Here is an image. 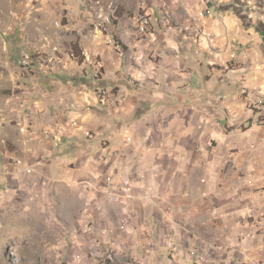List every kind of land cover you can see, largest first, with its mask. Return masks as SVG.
<instances>
[{"label": "crops", "instance_id": "obj_1", "mask_svg": "<svg viewBox=\"0 0 264 264\" xmlns=\"http://www.w3.org/2000/svg\"><path fill=\"white\" fill-rule=\"evenodd\" d=\"M151 15L139 45L153 57L119 53L117 81L81 116L88 128L61 126L38 162L64 173L39 207L61 223L59 261L264 264V117L211 56L195 77L180 55L191 37L174 35L158 7Z\"/></svg>", "mask_w": 264, "mask_h": 264}, {"label": "rangeland", "instance_id": "obj_2", "mask_svg": "<svg viewBox=\"0 0 264 264\" xmlns=\"http://www.w3.org/2000/svg\"><path fill=\"white\" fill-rule=\"evenodd\" d=\"M211 1L164 0L162 15L174 35L191 37L190 50L181 45L180 55L194 76L206 74L199 63L211 56L209 67L232 72L240 96L249 99L246 108L264 117V44L255 30L257 21L264 28V0ZM141 3L0 0V264H69L54 247L61 223L39 210L41 201L52 202L63 169L38 162L59 141L61 126L88 128L81 116L117 81L110 69L117 55L137 52L148 32L138 38L134 29ZM108 6L117 11L105 26Z\"/></svg>", "mask_w": 264, "mask_h": 264}, {"label": "built area", "instance_id": "obj_3", "mask_svg": "<svg viewBox=\"0 0 264 264\" xmlns=\"http://www.w3.org/2000/svg\"><path fill=\"white\" fill-rule=\"evenodd\" d=\"M205 2H211V0H205ZM143 7V16L142 18L144 19V26L143 27H136V21L134 25V29L137 30L138 38H139V30L142 29H151L152 25H147V17H151V11L153 10L154 7H158L160 10H164L165 8V2L164 0H144V3L141 4ZM212 14V11H211ZM107 16V15H106ZM205 17L211 18V15H205ZM137 53H138V58L140 60L147 58H152V54L145 53L140 46H137ZM84 134L86 136H90V133L88 131H85ZM55 137L57 134L54 135ZM107 179H110V177H107ZM123 194L125 197H129L130 199L132 198V193H131V184L130 185H125V191H123Z\"/></svg>", "mask_w": 264, "mask_h": 264}, {"label": "bare ground", "instance_id": "obj_4", "mask_svg": "<svg viewBox=\"0 0 264 264\" xmlns=\"http://www.w3.org/2000/svg\"><path fill=\"white\" fill-rule=\"evenodd\" d=\"M144 3V0H142V3ZM113 4V3H112ZM115 5V4H114ZM107 8V7H106ZM108 14L107 16H104V19H103V23L106 25H109V24H112L111 22L114 21L115 17H114V13L117 11L116 8H112L110 6H108ZM139 14L135 17V21H136V27H143L144 26V19L142 18L143 16V7H141L140 11H138ZM150 17H147V25H150ZM146 31H148V29H142V30H139V34H143L145 33ZM137 46H139V43H136L135 44V48H137Z\"/></svg>", "mask_w": 264, "mask_h": 264}, {"label": "trees", "instance_id": "obj_5", "mask_svg": "<svg viewBox=\"0 0 264 264\" xmlns=\"http://www.w3.org/2000/svg\"><path fill=\"white\" fill-rule=\"evenodd\" d=\"M237 11V10H236ZM238 14V12H237ZM255 30L259 33V35L262 38V42L264 44V28H263V23L261 21H257L255 25ZM263 53H264V46H263Z\"/></svg>", "mask_w": 264, "mask_h": 264}]
</instances>
